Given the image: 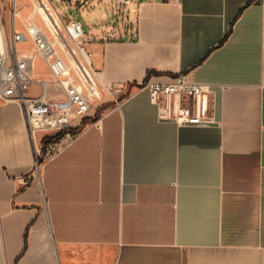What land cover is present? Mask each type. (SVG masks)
<instances>
[{"label":"crops","instance_id":"0c3cea01","mask_svg":"<svg viewBox=\"0 0 264 264\" xmlns=\"http://www.w3.org/2000/svg\"><path fill=\"white\" fill-rule=\"evenodd\" d=\"M127 4L93 62L109 99L38 171L0 100V264H264V0ZM181 73L209 86L182 101L200 123L161 120L145 86Z\"/></svg>","mask_w":264,"mask_h":264},{"label":"built area","instance_id":"2783aa9c","mask_svg":"<svg viewBox=\"0 0 264 264\" xmlns=\"http://www.w3.org/2000/svg\"><path fill=\"white\" fill-rule=\"evenodd\" d=\"M42 1L53 16L50 2L38 0V4ZM6 2L7 0H0V6H6ZM121 2L127 3V0ZM11 4L16 7L18 0H11ZM18 17L14 8V18L8 29L6 18L0 12V100L20 105L34 144L37 158L35 171H38L45 160L66 148L65 144L58 141L54 145L52 139L60 134L70 139L68 143L76 139L79 132L75 131L77 128L74 127V122L84 116L96 100L101 98L100 93H112V90L103 83L100 72L94 68L93 54L83 47L81 38L85 31L78 20L72 19L64 24L66 34L76 44L73 47L68 42L59 41L60 48L67 55L65 58L59 55L57 46L51 47L46 35L40 31L35 14L25 22V31L17 29ZM55 22L61 29L57 19ZM50 30L54 35L58 33L56 37H60V32L54 25ZM29 39H32L34 49L21 51L19 43ZM37 55L44 58L55 77L56 85L64 90V97L52 98L43 79L36 81L41 87L40 93L31 94L35 82L33 72ZM145 86L150 89L152 102L158 105L161 120H173L178 124H196L203 120L183 106L182 101L184 97L191 98V101H200L209 92L207 84L191 81L187 74L181 73L168 81H148ZM49 139V144L54 147L49 154L43 155L42 142Z\"/></svg>","mask_w":264,"mask_h":264},{"label":"rangeland","instance_id":"374dc122","mask_svg":"<svg viewBox=\"0 0 264 264\" xmlns=\"http://www.w3.org/2000/svg\"><path fill=\"white\" fill-rule=\"evenodd\" d=\"M48 1L51 4L50 9L51 12L53 13V17L55 19L58 18L59 20L58 22L61 27V29L59 28L60 37H56L58 36V33L57 35H54L52 33V31L50 30V27L52 26L51 23L48 24L49 23L48 19L43 15V13L41 14L36 9V6L39 5L38 0H18V4L16 7L15 4H11V0H7L6 6H2L1 4L0 12L6 18L8 29L10 27V23L14 18V8L17 11V15L19 16L16 20V24L20 28L21 27L25 28V22L28 21L29 17L32 14H35L39 27L43 29L46 36L55 44V47L57 46L59 55H62L65 58L67 57V55L60 48L59 41L68 42L71 46L76 47V44L73 43L66 34L64 27V24H67L70 20L76 19L81 23L85 31V34L81 38V42L83 44V47L87 51L93 54L92 61L96 63L98 58L97 41L99 40V37L101 35L108 33L112 28H120L124 30L125 19L131 17L132 15L131 12L126 9L128 8L127 6L128 4L126 2H122L121 4H119V0H83L82 4L80 5L74 4L73 2L75 0H48ZM18 46L21 49H31L33 47V42L31 40H28L26 42L19 43ZM46 67L48 69V72L44 67V65L41 64L39 66V70L37 73V65H36L33 73V75H35L34 77L35 82L32 88L33 90L32 92L35 93L39 91L40 88L38 87V83L36 81L40 78H43V80L46 81V85L52 94H59L64 96V90L56 85L55 77L53 76L47 63H46ZM108 99L109 96H106L105 92H103L101 94V98L96 100V102L104 101V100L106 101ZM73 131L74 130H71V132ZM60 135L61 137L52 139V142H55V144L54 143L51 144L56 145V142L57 141L60 142L62 138H64L62 141L65 140V143L62 144L66 145L68 143L67 141L68 140L70 141V139L64 137L65 136L64 134H60ZM50 140L51 139L42 142L43 155L49 154L50 151H52L51 150L52 147H54L53 145L51 146L49 144Z\"/></svg>","mask_w":264,"mask_h":264},{"label":"bare ground","instance_id":"6f19581e","mask_svg":"<svg viewBox=\"0 0 264 264\" xmlns=\"http://www.w3.org/2000/svg\"><path fill=\"white\" fill-rule=\"evenodd\" d=\"M51 7V6H50ZM36 9L42 14L43 13V15L48 19V21H49V23L48 24H50L51 23V25L53 26H55L56 27V29L59 31V27L57 26V24H56V22H55V19H54V17L51 15V13L49 12V8H47L46 6H45V3L42 1L41 2V4H39L38 6H36ZM56 17V16H55ZM57 20H58V18H56ZM59 21V20H58ZM40 31L41 32H43L44 34H45V32L43 31V29L40 27ZM46 35V34H45ZM47 37V36H46ZM47 39H48V41H49V44L51 45V47L53 46L54 48H55V44L47 37ZM35 67H36V65H35ZM35 67H34V69H35ZM34 73V72H33ZM101 94L102 93H100V97H101Z\"/></svg>","mask_w":264,"mask_h":264},{"label":"trees","instance_id":"16d2710c","mask_svg":"<svg viewBox=\"0 0 264 264\" xmlns=\"http://www.w3.org/2000/svg\"><path fill=\"white\" fill-rule=\"evenodd\" d=\"M59 137H61V135H59L58 137H56V138H59ZM26 240H27V238H26Z\"/></svg>","mask_w":264,"mask_h":264}]
</instances>
